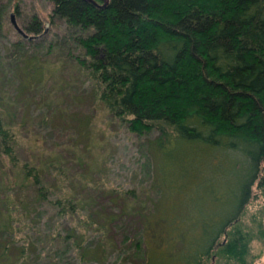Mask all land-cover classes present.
I'll return each instance as SVG.
<instances>
[{
    "label": "trees",
    "instance_id": "1",
    "mask_svg": "<svg viewBox=\"0 0 264 264\" xmlns=\"http://www.w3.org/2000/svg\"><path fill=\"white\" fill-rule=\"evenodd\" d=\"M50 1V20L62 21L84 54L76 61L87 71L96 100L129 130L156 131L158 173L169 193L163 208L146 213L137 210L136 198L120 193V210L105 208L90 221L100 236L97 249L76 240L81 255L103 258L113 244L114 221L138 216L150 239L144 264L161 263L162 244L170 264H253L247 244L264 242V217L261 208L248 221L243 215L252 196L264 199V0ZM41 28L39 20L24 26L35 34ZM12 132L0 115V154L15 171L0 199V264L33 258L29 243L16 247L14 238L1 239L4 232L14 236L17 219L30 218L32 205L52 203L58 217H72L85 203L50 159L46 167L59 169L53 175L63 178L66 189L53 199L40 165L18 158ZM166 162L177 166L171 180ZM196 172L199 204L207 209L209 201L221 203L211 217L196 222L197 238L185 241L166 215L176 213L173 183L184 186ZM162 216L167 223L158 226Z\"/></svg>",
    "mask_w": 264,
    "mask_h": 264
},
{
    "label": "rangeland",
    "instance_id": "2",
    "mask_svg": "<svg viewBox=\"0 0 264 264\" xmlns=\"http://www.w3.org/2000/svg\"><path fill=\"white\" fill-rule=\"evenodd\" d=\"M52 6L50 0H0V115L12 126L18 158L40 165L53 199L66 189L63 178L59 181L53 175L55 168L46 167L50 159L65 171L71 192L74 190L85 201L84 208L72 217H58L54 204L34 203L30 218L17 219L14 236L4 232L1 239L14 238L19 241L16 247L23 241L30 244L33 258L19 264H144L145 244L150 239L143 235L138 216L114 221L109 236L113 244L103 258L84 257L76 246L77 240L85 248L97 249L100 236L95 225L89 226L90 221L105 208L120 210V193L136 198V208L142 213L163 208L169 193L158 173L160 157L153 142L156 131L129 130L96 100L87 71L76 61L77 56L84 54L64 23L50 20ZM10 13L31 38L17 32L10 22ZM34 20L42 24L36 35L24 29ZM188 147L191 146L186 144ZM181 151L182 147L175 157ZM189 152L190 158L195 159L196 150L192 147ZM165 167L171 180L177 166L166 162ZM55 171L59 173V169ZM14 176V167L0 154V178L4 183L0 186V199ZM173 184L178 195L173 194L171 207L176 213L167 212L166 216L181 228L183 240H195L196 222L202 216L211 217L221 202L209 201L207 209L199 204L202 191L197 185V172L184 186ZM253 190L256 194L254 186ZM32 192L28 188L29 202L33 200ZM140 203L142 206H138ZM260 208V217H264V199L252 196L244 220L248 221L252 212ZM166 223L164 216L157 221L158 226ZM247 245L253 264H264V242L254 239ZM159 247L160 264H170L163 256L166 245ZM215 257L212 255V263Z\"/></svg>",
    "mask_w": 264,
    "mask_h": 264
},
{
    "label": "water",
    "instance_id": "3",
    "mask_svg": "<svg viewBox=\"0 0 264 264\" xmlns=\"http://www.w3.org/2000/svg\"><path fill=\"white\" fill-rule=\"evenodd\" d=\"M10 22L19 33H21L24 37L27 36L15 21L14 13H10Z\"/></svg>",
    "mask_w": 264,
    "mask_h": 264
},
{
    "label": "flooded vegetation",
    "instance_id": "4",
    "mask_svg": "<svg viewBox=\"0 0 264 264\" xmlns=\"http://www.w3.org/2000/svg\"><path fill=\"white\" fill-rule=\"evenodd\" d=\"M22 29V28H21ZM23 30V29H22ZM18 32V31H17ZM23 32L27 35V36H25V37H28V38H31V36H29L24 30H23ZM19 33V32H18ZM19 34H21V33H19ZM22 35V34H21ZM36 35V34H35ZM23 36V35H22ZM24 37V36H23Z\"/></svg>",
    "mask_w": 264,
    "mask_h": 264
}]
</instances>
